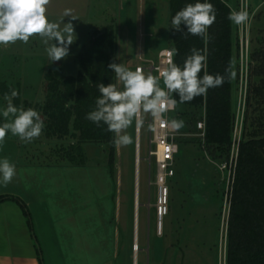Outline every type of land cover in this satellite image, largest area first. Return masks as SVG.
Segmentation results:
<instances>
[{
    "label": "rangeland",
    "instance_id": "obj_1",
    "mask_svg": "<svg viewBox=\"0 0 264 264\" xmlns=\"http://www.w3.org/2000/svg\"><path fill=\"white\" fill-rule=\"evenodd\" d=\"M230 3L236 8L238 0ZM249 4L248 79L241 69L240 53L236 52L238 35L233 24L236 76L232 106L235 130L241 137L247 88L249 82L260 80L251 74V67L260 64L253 61L252 53L264 46V0H250ZM66 9L79 17L72 21L77 39L70 45L66 59L50 64L39 37L30 38L27 44L18 41L7 47L0 45V110L7 106L3 90L11 87L19 90L23 107L27 100L31 102L29 108L37 110L46 97L47 72L77 75L81 48L90 45L93 30H104L107 24L116 27L117 63L130 70L143 65L148 73L150 62L157 59L160 50L170 47V0H51L46 14L51 21L60 22ZM63 19L67 23L71 18ZM160 86L164 87L162 79ZM254 108L249 107V123L256 115ZM188 119L189 115L183 116L184 123ZM149 120L150 116L144 117L140 126L134 120L127 129L133 142L116 147L113 175L105 144H86L88 162L76 166L60 154L62 146L74 141L72 137H47L42 131L38 139L25 143L9 133L0 146V159L8 158L15 164L16 176L7 186L0 184V196L12 194L27 204L36 243L60 239L78 245L85 241L91 246L86 253L98 257V241L104 235L101 228H106L109 238L118 242L119 264H226L233 178L228 169L222 168L226 161L211 157L197 127L189 124L178 130L175 175L168 179L169 208L161 220ZM4 122L0 114V125ZM108 251L110 256L109 247Z\"/></svg>",
    "mask_w": 264,
    "mask_h": 264
},
{
    "label": "trees",
    "instance_id": "obj_2",
    "mask_svg": "<svg viewBox=\"0 0 264 264\" xmlns=\"http://www.w3.org/2000/svg\"><path fill=\"white\" fill-rule=\"evenodd\" d=\"M228 0H199L214 5L216 20L208 30L209 39L188 35L171 29L172 17L188 3L198 0H170V47L175 51V63L181 68L193 48L200 50L207 58L209 74H220L226 77L221 87L210 88L206 95L195 97L191 102L180 103L177 94L171 96L176 101V110L170 115L172 120L183 121L189 115L183 127H197V122L205 119V136L203 145L213 159L228 161L230 158L235 112L232 106L233 79H227L226 69L233 70L235 44L233 40V23L228 19L232 9L226 5ZM187 31L186 26H182ZM91 43L83 46L78 54L80 69L77 75H65L59 70H50L46 74L47 92L43 103L37 110L45 117L43 132L47 137L64 139L72 137L74 141L60 148V154L68 163L76 166L88 162L85 145L102 143L108 147V165L114 174L116 146L113 143L114 133L107 131V126L86 119V114L95 109L100 96L97 85L117 83L115 73L108 64L117 63V31L113 23L107 24L104 30L92 31ZM236 52L239 54L237 38ZM253 61L260 64L251 67V74L260 77L259 82L247 88L243 132L239 144L235 168L230 212L227 230L226 264H264V46L252 53ZM203 76V71L199 74ZM9 89V88H8ZM3 90L5 94H10ZM17 90V89H15ZM19 92V90H17ZM25 109L31 102L24 100ZM13 104L21 106V96L14 98ZM70 104V107H65ZM255 105L256 115L249 123V107ZM181 127L180 131H182ZM252 127V129H249ZM12 200L17 202L28 217L32 227L27 204L14 195L0 196V202ZM38 249V242L36 243Z\"/></svg>",
    "mask_w": 264,
    "mask_h": 264
},
{
    "label": "clouds",
    "instance_id": "obj_3",
    "mask_svg": "<svg viewBox=\"0 0 264 264\" xmlns=\"http://www.w3.org/2000/svg\"><path fill=\"white\" fill-rule=\"evenodd\" d=\"M51 0H0V45L7 47L16 42L29 43L30 38L39 37L48 59L52 63L66 59L70 53V45L77 39L72 21L79 17L70 9H66L60 22L51 21L46 12ZM231 8V5H226ZM228 19L237 26L245 25L250 17L246 0H241L240 10H232ZM216 20L214 5L209 2L188 3L171 19V29L188 35L199 36L205 41L209 39L208 30ZM186 26L187 31H183ZM175 51V50H174ZM115 73L117 83H99L100 96L96 100L95 109L86 114V119L107 126V131L114 133L113 143L119 148L130 145L132 137L127 133L135 120L137 126L144 123V117H151L148 125L154 129L157 122H163L165 113L176 104L171 99L175 93L180 103L191 102L195 97L206 95L210 88L221 87L226 77L220 74H209L207 58L200 50L193 48L181 68L169 61L166 67L155 69L158 76L151 71L145 73L137 67L130 70L115 61L108 64ZM203 71V76L199 74ZM227 79L235 78L236 72L231 67L226 69ZM163 80L164 87L160 86ZM19 92L11 89L5 94L7 106L0 110L5 121L0 125V146L5 143L9 133L22 142L30 143L38 139L45 127L40 113L33 109L17 107L13 98ZM65 104V107H70ZM171 127L180 129L183 121L172 120ZM16 176V166L8 158L0 159V184L7 186Z\"/></svg>",
    "mask_w": 264,
    "mask_h": 264
},
{
    "label": "crops",
    "instance_id": "obj_4",
    "mask_svg": "<svg viewBox=\"0 0 264 264\" xmlns=\"http://www.w3.org/2000/svg\"><path fill=\"white\" fill-rule=\"evenodd\" d=\"M101 229L104 235H99L98 257L86 253L91 251V246L85 241L76 245L73 241L65 243L60 239H49L38 242V249L21 206L12 200L2 201L0 202V264H108L109 262L119 264V257H116V252L118 253L116 238H109L107 229ZM99 233H102L101 230ZM111 239L113 245H109ZM71 243L73 244L70 245Z\"/></svg>",
    "mask_w": 264,
    "mask_h": 264
},
{
    "label": "built area",
    "instance_id": "obj_5",
    "mask_svg": "<svg viewBox=\"0 0 264 264\" xmlns=\"http://www.w3.org/2000/svg\"><path fill=\"white\" fill-rule=\"evenodd\" d=\"M249 1L246 0L247 11L249 12V21L243 26L236 25V31L239 40V53L241 57L240 65L243 74L246 73V79H248L249 72V57H250V34H249V25L251 20V14L249 9ZM229 5H231L232 10H240L241 0H238L236 8L232 6L230 0L227 1ZM175 52L171 47L163 48L158 53V57L155 61L150 62V66L148 69L154 74L158 76L159 73L155 71L157 67L163 68L166 67L169 61L175 63ZM137 67L146 69L143 65H138ZM172 100H175L171 96ZM176 110V104L174 107H171L164 115L163 122H157L154 129L149 128L150 133V141L152 148H150V154L154 157L156 163L157 170V182H158V197H159V205H158V216L162 220V218L168 213L169 208V193L170 188L168 186V179L175 175L174 169V160L176 155L179 153V145L176 141L177 131L171 127V113ZM150 120L148 122L149 123ZM205 119L202 118L197 122V129L201 131V136L204 138L205 136ZM140 130V128H139ZM235 130V128H234ZM233 133V144L232 150L230 154V158L228 161L223 163L222 168L228 169L230 176L232 175V183L234 180L235 168L238 158L239 152V144L241 141V133L237 134V131ZM139 147V143L137 145Z\"/></svg>",
    "mask_w": 264,
    "mask_h": 264
},
{
    "label": "water",
    "instance_id": "obj_6",
    "mask_svg": "<svg viewBox=\"0 0 264 264\" xmlns=\"http://www.w3.org/2000/svg\"><path fill=\"white\" fill-rule=\"evenodd\" d=\"M55 69H58V67H55Z\"/></svg>",
    "mask_w": 264,
    "mask_h": 264
},
{
    "label": "bare ground",
    "instance_id": "obj_7",
    "mask_svg": "<svg viewBox=\"0 0 264 264\" xmlns=\"http://www.w3.org/2000/svg\"><path fill=\"white\" fill-rule=\"evenodd\" d=\"M161 225H162V223H161Z\"/></svg>",
    "mask_w": 264,
    "mask_h": 264
}]
</instances>
